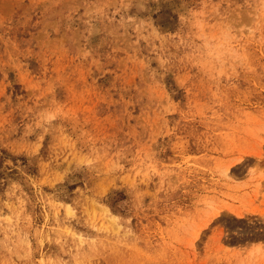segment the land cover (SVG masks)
Here are the masks:
<instances>
[{
    "label": "rangeland",
    "instance_id": "obj_1",
    "mask_svg": "<svg viewBox=\"0 0 264 264\" xmlns=\"http://www.w3.org/2000/svg\"><path fill=\"white\" fill-rule=\"evenodd\" d=\"M0 264H264V0H0Z\"/></svg>",
    "mask_w": 264,
    "mask_h": 264
},
{
    "label": "bare ground",
    "instance_id": "obj_2",
    "mask_svg": "<svg viewBox=\"0 0 264 264\" xmlns=\"http://www.w3.org/2000/svg\"><path fill=\"white\" fill-rule=\"evenodd\" d=\"M229 170H230V168H227L225 171L227 176H229Z\"/></svg>",
    "mask_w": 264,
    "mask_h": 264
}]
</instances>
